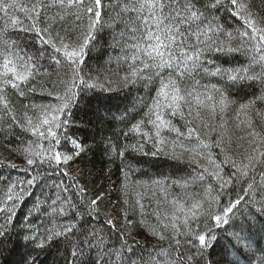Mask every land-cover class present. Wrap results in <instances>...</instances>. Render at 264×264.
I'll use <instances>...</instances> for the list:
<instances>
[{
  "label": "snow or ice",
  "instance_id": "obj_1",
  "mask_svg": "<svg viewBox=\"0 0 264 264\" xmlns=\"http://www.w3.org/2000/svg\"><path fill=\"white\" fill-rule=\"evenodd\" d=\"M105 37L109 61L123 68L116 88L88 70ZM140 89L139 107L121 116L125 142L102 141L122 165L121 222L101 212L106 193L68 172L91 150L68 131L85 98L109 113L113 93ZM0 135L23 159L0 168L24 173L0 176V240L36 188L44 198L25 220L43 211L64 221L26 229L24 264H42L61 240L65 264H88L92 252L91 264H252L257 253L264 264L255 238L264 236V0H0ZM138 156L188 171L134 181ZM137 228L156 243L136 238Z\"/></svg>",
  "mask_w": 264,
  "mask_h": 264
},
{
  "label": "trees",
  "instance_id": "obj_2",
  "mask_svg": "<svg viewBox=\"0 0 264 264\" xmlns=\"http://www.w3.org/2000/svg\"><path fill=\"white\" fill-rule=\"evenodd\" d=\"M109 43L111 41L107 37L101 41L99 50L94 52L88 61V70L93 75H107L113 81L112 86L116 88L120 86L117 73L122 74L123 68L119 67L115 60L109 61V57L114 55L113 50L108 47ZM244 94L245 91L239 93L240 96H244ZM112 95L114 99L108 105L111 109L109 113H105L103 110L98 113L96 111L98 101L94 98L91 100L85 98L79 108L75 110V125L69 129L68 135L90 145L91 150L82 154L74 162H71L67 166V170L71 175L78 176L80 183L84 184L90 193L98 195L99 192L97 189L100 192L106 193L107 195L100 203L101 212L107 213L112 218H119L122 222L120 210L123 204L118 191L122 179V165L119 157L113 158L106 153L102 141L103 138L110 137L118 145L125 142L120 135L121 129L126 128V124L121 122L122 113L126 110L125 105L130 109L133 104H136L138 108L139 103L136 97L144 95V91L140 89L139 92L133 90L131 94L124 91L113 93ZM35 96L37 102H41L39 92ZM20 103L22 101L18 100L17 104L19 105ZM17 144L18 142L16 140L12 139V142L9 143L3 135H0V160H10L23 165V159L13 151ZM137 160L138 162H134L135 172L132 175L134 181H150L163 177L174 179L186 175L188 171L185 164L178 163L163 156H138ZM23 175L24 173L19 170L0 168V176H12L15 178L17 176L22 177ZM130 196L133 200L137 198L134 192L130 193ZM37 198H44L40 188H36L34 195L28 198L18 209L13 224L8 226L10 230L8 237L0 240V264H24V259L31 251V248L25 246L22 237L26 234V229L29 226L37 228L40 232H44L45 229L54 228L56 224L64 222L59 219L55 223L51 222L50 218L43 211L35 213L33 217L25 220L26 213L32 208L33 202ZM144 203L147 207V200H144ZM130 218L138 220L139 215L137 214L134 217L130 216ZM149 222L154 223V218L149 217ZM3 224V219H0V225ZM107 231L108 229L105 226V232L107 233ZM133 235L142 242L147 243L149 247L156 243L155 239L149 236L145 229L137 228L133 232ZM255 238L259 241L260 246L264 247V236L257 232ZM113 239H115L114 236ZM96 257V252H92L91 254L86 253L85 259L88 261V264H91L92 261L96 260ZM211 258L213 260L220 259V251L218 248L211 250ZM66 259H71V257L69 256L66 243L63 240L57 244H53L50 250L42 253L40 257L42 264H65ZM259 259L260 256L257 253V256L253 258L252 264H258Z\"/></svg>",
  "mask_w": 264,
  "mask_h": 264
}]
</instances>
